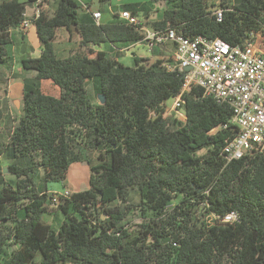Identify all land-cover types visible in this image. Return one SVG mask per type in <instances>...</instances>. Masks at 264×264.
Listing matches in <instances>:
<instances>
[{
	"label": "trees",
	"instance_id": "obj_1",
	"mask_svg": "<svg viewBox=\"0 0 264 264\" xmlns=\"http://www.w3.org/2000/svg\"><path fill=\"white\" fill-rule=\"evenodd\" d=\"M29 1L0 0V63L11 58V33L22 27ZM161 1L168 6L151 27L232 45L258 32L264 38V0ZM55 2L33 23L41 53L21 64L36 75L25 83L21 115L0 141V154L10 162L0 164V264H264V156L226 161L231 107L191 86L183 93L185 119L171 122L166 102L184 84L182 73L164 65L173 56L133 52L127 65L95 46L113 50L141 42L138 26L119 13L97 23L93 12L81 13L83 0ZM145 3L122 7L139 17ZM60 28L80 36V47L67 56L56 51ZM43 81L58 94L44 91ZM90 81L104 103L91 101ZM79 161L90 167L89 188L55 202L46 184L65 182ZM132 190L139 195L134 203ZM134 209L144 218L136 228L126 223ZM51 211L58 228L45 220ZM231 211L238 212L237 222L207 218Z\"/></svg>",
	"mask_w": 264,
	"mask_h": 264
},
{
	"label": "built area",
	"instance_id": "obj_2",
	"mask_svg": "<svg viewBox=\"0 0 264 264\" xmlns=\"http://www.w3.org/2000/svg\"><path fill=\"white\" fill-rule=\"evenodd\" d=\"M50 0H32V13L24 12L22 28L27 30L39 18L43 6ZM218 20H222L223 9L215 8ZM100 22L102 13L94 11ZM119 17L127 24L138 26L144 34L142 41L148 49L173 43V61L166 62L167 69L182 73V92L174 99L175 109L185 119L183 93L191 86L202 88L205 96L213 97L219 103H226L232 109L231 128L233 134L226 140L222 154L227 162L239 160L248 154L264 156V38L262 32L253 34L243 44L232 45L222 38L199 35L188 37L179 34L175 28L165 29L141 25V20L131 10L119 11ZM190 67V69H186ZM227 126V124L225 125ZM72 191L55 193L54 201L60 196L70 197ZM209 220L234 223L239 220L236 211L224 215H211Z\"/></svg>",
	"mask_w": 264,
	"mask_h": 264
},
{
	"label": "crops",
	"instance_id": "obj_3",
	"mask_svg": "<svg viewBox=\"0 0 264 264\" xmlns=\"http://www.w3.org/2000/svg\"><path fill=\"white\" fill-rule=\"evenodd\" d=\"M83 1H84V6L81 9V13L83 15H85L86 13H89L90 11L91 12L100 11L102 13V16L100 18L101 23H108V22H112L115 20V14L118 12H115L114 8H111V6L110 8L112 9V12H113L111 18L106 21H103V13L107 10V7L105 6L106 4L102 6H98L97 4L98 0H83ZM99 3H101L100 0H99ZM55 4H56L55 0H50L49 2H47L46 6L55 7ZM32 7H33V2L29 1L26 4V8L29 14H31L33 11ZM110 8L108 7V9ZM148 27H151V25ZM32 29L34 31H32ZM64 30L65 31L63 33L65 34V39L71 42L72 40H74L73 38L75 36V38H77L78 40V44L80 47V36L78 35V33L76 31L70 32L67 29H64ZM11 34H12V41H13L9 48V55L11 58L6 63H0V74H2L4 78H8L10 81L8 87L5 90L6 91L5 93H2L1 84H0V122L2 125L6 122L5 116H7L8 118L10 117V119H12L15 117H19L21 115L22 107H23V96H24L25 83L26 81H29L30 79H34L36 75L35 71H28L23 68L21 64L22 58L27 57V56H33V57L39 56L41 53V48H40L39 39L36 33V28L33 24L30 27H28L27 30H24L22 27L16 28L12 30ZM167 44L170 45L169 46L170 48H172V52L168 54V56H173L175 46L173 43H167ZM55 46H56V43H55ZM95 49L100 50V51L110 50L112 51V54L116 55L117 58L122 62L127 57H129V53L132 54L133 52H136L138 55L144 56L150 52V50L148 49V46L146 45L144 41L138 42L129 47H123V48L116 47L113 50L110 44L105 43L100 46H95ZM154 53L159 56H156V55L154 56ZM156 57H159V58L167 57L166 51H163L161 49V46L156 47V49L153 52V58H156ZM11 106L15 107L14 108L15 110H12ZM14 111H16L17 114H15ZM2 125H0V128L2 127ZM3 133H4L3 131H0V141H1ZM3 155L5 157L4 152L0 154V158ZM7 161L8 163H10L9 160ZM78 163H82V165L86 163L88 167L86 166L82 167V165H78ZM71 167L72 168L74 167L73 177H70ZM88 168L90 169L88 163L85 161L74 162V165L72 163L69 168L68 177L66 181L62 182L64 184V187L69 190L71 189L70 191L72 192H77V191H81V190L89 188L91 171ZM68 178H70L72 182L75 181L74 183L77 186L69 184ZM49 183L46 184L47 191L52 194H55V193L59 194L60 190H58L57 187H53ZM83 187H86V188H83ZM76 188H80V189L77 190ZM56 217L59 218L57 215Z\"/></svg>",
	"mask_w": 264,
	"mask_h": 264
},
{
	"label": "rangeland",
	"instance_id": "obj_4",
	"mask_svg": "<svg viewBox=\"0 0 264 264\" xmlns=\"http://www.w3.org/2000/svg\"><path fill=\"white\" fill-rule=\"evenodd\" d=\"M149 1L150 0H111L110 4H106L105 5L107 7V10L103 13V21H106V20L111 18L112 14H113L111 8H114V11L119 13V11L123 10L122 6L124 4L148 2V3H145L147 5V9H145L143 12L139 13V19L141 21H143L142 24L144 26H147V25L148 26H150V25L152 26V22L153 21H156V20L160 19L163 16V11L166 9L168 4L165 1H161V0H158L156 2H150V3H149ZM207 2L209 4L213 3V4L218 5L220 0H207ZM97 4H98V6H102L101 3H99V0L97 1ZM110 6H111V8H110ZM108 7L110 9H108ZM64 29L65 28H60L59 29L57 42H56L57 53L60 54L61 56H66L72 50H75V49H77L79 47L78 40H77V38H75V36L73 38L74 40H72L71 42H69V41H67L65 39V34L63 33L65 31ZM32 31H34V30L32 29ZM169 46L170 45H168V44L161 46V49L163 51H166V53H167V57L166 58H169L168 54H170L172 52V48H170ZM144 56L145 57H152L153 56V52L150 51L148 54H146ZM156 56H159V55H156ZM123 62L125 64H127V65H132L133 64L132 54L129 53V57H127ZM152 62H154V60H152L151 63ZM9 82L10 81H9L8 78H4L2 76V74H0V84H1L2 93L6 92L5 90L8 87ZM42 86L44 88V91H46V92H48L50 94H54V95L58 94V87L56 85H54L53 83H51L50 81H43ZM88 91H89V95H90L91 101L94 104H97V103L101 102V100L99 98V94H101V92H100V90L98 88V85H97V83L95 81H90V83L88 85ZM166 103H167L166 116L169 118V120L171 122H173L172 120H173L174 117H184L183 115H180L178 113V111L175 109L174 99H169V100H167ZM11 108H12V110H15L14 109L15 107L11 106ZM14 112H15V114H17L16 111H14ZM5 118H6V122L3 125L0 122V125H2V127L0 128V131L4 132L2 134V138H1V141H3V142H5L7 140L6 139L7 133L9 132V130L11 128V122L13 120V119H10V117L8 118L7 116H5ZM17 118L18 117H16L15 119H17ZM173 127H174V125L171 124V128H173ZM94 157H95V155H94ZM7 163H8V161L3 155L0 158V164L1 165H6ZM73 165H74V163H73ZM78 165H82V163H78ZM83 166L84 167L85 166L88 167L86 163H84L82 165V167ZM73 169H74V167L73 168L71 167V169H70V177L74 176ZM7 174H9V172H7ZM10 177L14 178V175H10ZM37 180L39 182V185H41L42 184L41 183V179L38 177ZM68 181H69V184L77 186L74 183L75 181L72 182L70 180V178H68ZM85 183H86V181H85ZM49 184L52 185L53 187H57L58 190H60V192H59L60 194H62L66 190V188L64 187V184L62 182H51ZM83 188H86V187H83ZM76 189L79 190L80 188H76ZM131 194H132L131 201L133 203L137 202L139 200L138 192L136 190H132ZM105 217H106V215H105ZM45 220H47L49 222H54V227L55 228H58V226L56 224L60 223V219H58L55 216L54 211H51L49 214H46L45 215ZM143 220H144V218L141 215L139 209H136V210L134 209L131 212H129L128 217L126 218V223L129 226H131L132 228H136L138 225L142 224ZM38 256H41V254H38Z\"/></svg>",
	"mask_w": 264,
	"mask_h": 264
},
{
	"label": "water",
	"instance_id": "obj_5",
	"mask_svg": "<svg viewBox=\"0 0 264 264\" xmlns=\"http://www.w3.org/2000/svg\"><path fill=\"white\" fill-rule=\"evenodd\" d=\"M152 60H153V59H152ZM152 60H151V61H152ZM186 69L188 70V69H190V67H187ZM99 98H100V100H101L102 103L105 102V95H104L103 93L99 94ZM7 172H10V171H9L8 166H5V167H4V173H7ZM103 217H105V214H103Z\"/></svg>",
	"mask_w": 264,
	"mask_h": 264
}]
</instances>
